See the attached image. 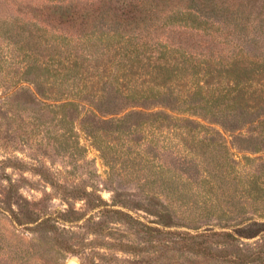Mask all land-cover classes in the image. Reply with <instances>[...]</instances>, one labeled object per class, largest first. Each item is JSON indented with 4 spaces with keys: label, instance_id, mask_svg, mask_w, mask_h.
<instances>
[{
    "label": "trees",
    "instance_id": "obj_1",
    "mask_svg": "<svg viewBox=\"0 0 264 264\" xmlns=\"http://www.w3.org/2000/svg\"><path fill=\"white\" fill-rule=\"evenodd\" d=\"M107 1V7L97 9L92 4L77 8L73 1L43 4L49 19L41 22L60 32L70 55L63 56L66 61L60 68L52 67L51 57L47 61L31 55L32 61L26 58L12 75L15 86L0 97L1 109L14 103L56 98L51 85L67 80L73 87L80 80L86 82L80 97L55 99L60 101L56 107L62 112V121L79 124L83 133L95 142L100 140L103 152L102 132H132L170 116L168 111H187V122L202 125L199 119L231 133L239 153H264V0H187L186 7L171 6L162 19V9L174 0ZM181 10L187 15V42L174 36L172 29L161 34L173 18L170 14ZM197 19L209 21L218 32L208 33V29L195 25ZM173 52L187 55L191 70L201 67L202 83L192 88L175 86L185 61L166 55ZM100 59H105L106 65L97 63ZM146 69L141 75H148V80L139 76L140 84L125 83L124 76ZM93 71L101 86L88 99L84 93L89 90ZM145 83L147 88L143 89ZM11 142L0 135V147H14ZM78 147L85 150L80 144ZM242 159L252 161L249 155ZM234 162L242 164L237 159ZM259 163L264 166V160ZM8 168L30 170L54 189L63 188L61 196L67 203L86 201L88 218L86 212L71 209L60 212L63 217L56 219L29 215V222L36 223L34 231L50 240L55 239L52 233L58 222L73 224L84 219L86 234L95 238L82 237L70 252L85 254V264H150L140 260L150 248L148 244L157 248L155 264H264V220L220 216L214 223L194 224L182 221L176 207L157 194L113 189L108 201L95 181L81 179L68 186L56 180L43 164L27 167L21 160L6 157L0 160V180L8 182L0 208L6 204L5 208L19 216L22 212L13 205L20 202V186ZM140 211L152 218L142 220L134 214ZM184 226L187 230H181ZM103 248L128 257L100 251Z\"/></svg>",
    "mask_w": 264,
    "mask_h": 264
},
{
    "label": "rangeland",
    "instance_id": "obj_2",
    "mask_svg": "<svg viewBox=\"0 0 264 264\" xmlns=\"http://www.w3.org/2000/svg\"><path fill=\"white\" fill-rule=\"evenodd\" d=\"M69 1L76 3L77 8L92 4L97 9L109 4L107 0H0V97L15 86L12 75L30 55L41 57L43 61L51 57L53 68L63 66L66 61L63 56L70 55V50L58 30L41 22L43 18L49 19L42 6ZM186 5L187 0L169 1L162 9L160 19L169 13L171 6L182 8ZM170 15L173 18L161 34L172 29L174 36L187 42V15L182 10ZM190 20L192 24L193 19ZM194 23L208 29V33L218 32V28L207 20L197 19ZM166 55H175L181 62L185 61V68L175 81L176 87L192 88L197 82L202 83L201 67L191 70V66H187V55L180 52ZM97 63L106 65V60L100 59ZM146 71H137L123 79L126 84H140L142 78L139 76L148 80V75H141ZM91 76L89 90L84 93L88 99H92L101 86L94 71ZM206 80L214 81L213 78ZM85 84L79 80L70 87L67 80L63 84L58 81L50 86L56 98L0 108V135L14 145L0 147V160L11 157L23 161L27 167L43 164L55 174L56 180L68 186L81 179L86 183L95 181L108 201L113 189L138 195L157 194L176 207L182 221L194 224L214 223L220 216L264 220V166L259 165L264 160V153H239L232 144L231 133L199 119L202 125L191 124L184 120L189 116L187 111H168L170 116L148 122L132 132H102L103 152L99 148L100 140L95 142L83 133L79 124H66L62 121L61 110L56 107L59 99L80 97ZM146 86L145 83L143 89ZM79 144L85 150L79 148ZM244 155H249L252 161H243ZM234 159L242 164L237 165ZM7 171L20 186V202L13 208L22 213L20 216L14 214L5 208L6 204L0 208V264H70L71 259L85 264V254L70 252L82 237L95 238V235L86 234L84 219L73 224L58 222V228L52 233L55 239L50 240L34 231L36 223L29 222V215L56 219L61 216L60 212L71 209L86 212L88 218L90 211L86 201L77 199L67 203L61 196L63 188L54 189L30 170L8 168ZM7 185L8 182L0 180L1 200ZM134 214L145 221L152 218L143 211ZM118 226L127 230L126 226ZM181 230H187V227ZM146 247L150 248L140 260L155 264L153 258L158 255L157 248L151 244ZM100 251L128 257L121 251L105 248Z\"/></svg>",
    "mask_w": 264,
    "mask_h": 264
},
{
    "label": "water",
    "instance_id": "obj_3",
    "mask_svg": "<svg viewBox=\"0 0 264 264\" xmlns=\"http://www.w3.org/2000/svg\"><path fill=\"white\" fill-rule=\"evenodd\" d=\"M70 264H78V262L75 259H71Z\"/></svg>",
    "mask_w": 264,
    "mask_h": 264
}]
</instances>
